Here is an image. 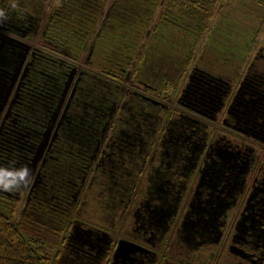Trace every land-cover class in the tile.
Wrapping results in <instances>:
<instances>
[{"label":"flooded vegetation","instance_id":"af4514ba","mask_svg":"<svg viewBox=\"0 0 264 264\" xmlns=\"http://www.w3.org/2000/svg\"><path fill=\"white\" fill-rule=\"evenodd\" d=\"M0 9V167L31 170L0 195L71 222L59 263L264 264V44L101 88L41 53L40 15Z\"/></svg>","mask_w":264,"mask_h":264},{"label":"trees","instance_id":"16d2710c","mask_svg":"<svg viewBox=\"0 0 264 264\" xmlns=\"http://www.w3.org/2000/svg\"><path fill=\"white\" fill-rule=\"evenodd\" d=\"M51 1L4 0V4H15L18 14L43 16L45 34L41 39L47 51L41 53L54 68L81 70L85 84L101 88L109 78L126 77L131 71L134 76L136 70L139 79L160 87L177 79L193 58L195 47L214 17L217 2L60 0L49 12ZM250 1L264 10V0ZM230 2L226 0L225 9ZM224 13H219V20ZM214 32L216 36L221 31ZM232 43V47L229 42L228 47L222 42L209 43L203 53L207 67L213 62V70L221 69L225 57L251 47L244 38ZM18 203L16 198L0 195V264H59L69 221L60 220L55 212L50 214L49 208L29 203L16 222ZM53 248L57 249L55 254Z\"/></svg>","mask_w":264,"mask_h":264},{"label":"rangeland","instance_id":"374dc122","mask_svg":"<svg viewBox=\"0 0 264 264\" xmlns=\"http://www.w3.org/2000/svg\"><path fill=\"white\" fill-rule=\"evenodd\" d=\"M4 0H0V4L4 3ZM60 0H52L51 4L48 5L47 11L51 10L55 5H57ZM226 0H217L214 10V17L210 21L207 31L202 35L199 43L195 47V55L203 54L206 46L211 44H217L222 42L227 47L226 43H230V47H232L234 40H239L244 38L246 43L251 44L253 48L251 49L250 54L253 55L255 50L264 44V10L261 7L253 4L250 0H231L230 7L228 9L224 8ZM225 9L226 11H224ZM50 12V11H49ZM225 12L222 18L219 20V13ZM41 18V29H39V36L45 32L44 23L45 18L40 15ZM217 22H219L217 24ZM215 29H220L221 32L216 33ZM214 38V39H213ZM243 40V39H242ZM210 44V45H211ZM244 44V43H243ZM32 48L31 44H29ZM212 45V46H213ZM37 48L42 51H47V48L44 47L43 43L37 44ZM81 67V66H80ZM82 69V68H81ZM168 94H174V97L177 95V90L171 89L169 86L165 88ZM166 94V93H165ZM24 209L23 201L18 204L17 212L14 217V220L17 222L20 216V211ZM71 222L69 221V224ZM63 247L60 248L62 252ZM57 251L56 248L52 249V254H55ZM59 261V258H58ZM59 264H71V263H59Z\"/></svg>","mask_w":264,"mask_h":264},{"label":"clouds","instance_id":"9594fccd","mask_svg":"<svg viewBox=\"0 0 264 264\" xmlns=\"http://www.w3.org/2000/svg\"><path fill=\"white\" fill-rule=\"evenodd\" d=\"M15 7V4L12 5ZM0 18H5V12L0 9ZM30 169L27 166H22L19 169L0 167V190L5 192H17L22 187H27L31 184Z\"/></svg>","mask_w":264,"mask_h":264},{"label":"water","instance_id":"95a60500","mask_svg":"<svg viewBox=\"0 0 264 264\" xmlns=\"http://www.w3.org/2000/svg\"><path fill=\"white\" fill-rule=\"evenodd\" d=\"M16 42L17 43L15 44L14 49L21 50V55H20L21 56V63L20 64H22L24 62L25 58L27 57V54H28V52L30 50V46L26 45V48L22 49V47H21L22 44L20 42H18V41H16ZM75 71H76V69H73L72 73H74ZM69 83L70 82H68V84ZM52 128H53V122H52V124L49 126V128L47 129V131L43 135L44 142H43V144L40 145V147L37 150L38 151L37 154H36L37 157H36L34 163L37 162L38 158L42 155L43 150L46 148L47 140L50 137V133L52 131ZM56 134H57V132L55 133V136L54 137H56ZM128 244L129 243H126V242L121 243V245L118 248V254H120V252L123 251Z\"/></svg>","mask_w":264,"mask_h":264}]
</instances>
